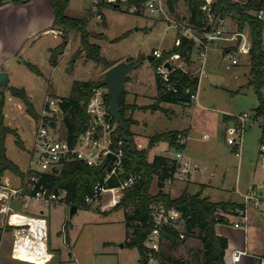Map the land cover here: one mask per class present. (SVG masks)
Masks as SVG:
<instances>
[{
	"label": "rangeland",
	"instance_id": "1",
	"mask_svg": "<svg viewBox=\"0 0 264 264\" xmlns=\"http://www.w3.org/2000/svg\"><path fill=\"white\" fill-rule=\"evenodd\" d=\"M166 1L168 3V0ZM234 1L246 2L247 0ZM97 10L98 7L92 4V0H70L67 14L77 18L89 16L87 30L92 34L90 40L100 45L102 57L110 64L114 65L131 58L134 61L141 58V64L129 73L125 88L126 104H140L139 108L135 110L129 108L126 112L127 116L136 120L131 124L130 131L138 147L148 148L149 139L155 133L184 130L188 132L186 152H190L195 157L202 155L207 157L204 162L202 160H194V162L205 166V171L200 172L199 175H202L203 179L209 176L211 182L200 183L189 176L186 182H174L170 195L178 197L183 192L193 194L200 191L203 197L210 195L212 197L209 198L210 200L231 197L242 199L244 197L237 193L238 189L244 192L253 182L258 185L262 183L264 158L261 153L262 130L259 124L253 123L252 117L247 120L241 158L233 153L222 133L224 113L231 114L226 115V119L244 112L252 116L259 103L253 86H247L251 68L249 56L238 54L239 63L228 69L225 52L232 48L233 42L216 40L209 49L207 75L201 78L194 104L163 102L164 109L141 107L154 104L158 94L154 64L148 59V55L155 49L163 52L172 49L178 35L174 23L184 24L188 21L190 14L188 2L178 0L175 10L169 11L167 16L157 15L145 6H142L139 12L130 11L124 4L121 8L104 7L101 15L96 14ZM221 23L228 34L232 33L228 32L229 29H235V31L238 29L236 21L231 16L225 17ZM58 31L61 33L60 30ZM245 33L249 35V29L246 28ZM74 35L70 36L68 46L70 53L65 59L59 60L56 66L44 54L43 49H38L33 52L42 74L28 68L25 64L27 58H23L11 72L9 87H24L37 111L41 112L48 96L49 98L69 96L72 93L74 80H102L105 71L109 68L104 63L86 60L83 55H78L80 37L77 38ZM49 38L54 41L53 43L61 40V37L53 39L50 36ZM75 55L78 58L74 61ZM72 64L74 70L70 73L68 69ZM173 64L197 71V66L193 63L186 65L181 60H176ZM9 87L3 89L8 92ZM262 91L264 94V87ZM6 94V123L16 128L19 133V136H8L7 153L24 170L28 168L31 160L30 150L34 140L36 121L18 98L9 93ZM228 126L229 124L225 127V135ZM206 134L208 137L204 138ZM19 139L22 140L23 146ZM177 151V148L169 147L166 142H159L148 148V158L152 160L156 154L175 156ZM211 162L215 163V176L210 175ZM11 174L15 173L11 172ZM157 191L158 187L154 182L151 192L154 194ZM110 195L105 193L102 201L93 203L91 208L79 207L73 216L70 215V208L62 203L44 207L45 215L50 218V231L55 245L61 247L57 257L47 264H141L139 250L125 244L127 239L125 209L112 210L114 206L110 205L105 207L107 212L102 211V205L108 202ZM37 205L38 203L33 201L29 209H36ZM27 209L21 210L28 213ZM256 213V209H251L254 217ZM225 216L228 220L234 218L231 214H225ZM64 221L69 222L70 245L68 247L62 243L61 225ZM261 227L262 230L251 228L249 234L262 245L264 244V224ZM11 246L12 238L6 233L3 236L1 249L2 263L9 258ZM200 247V241L195 236H189L174 248L168 249L164 246L163 249L175 257L189 260L191 264H202L198 257Z\"/></svg>",
	"mask_w": 264,
	"mask_h": 264
},
{
	"label": "trees",
	"instance_id": "2",
	"mask_svg": "<svg viewBox=\"0 0 264 264\" xmlns=\"http://www.w3.org/2000/svg\"><path fill=\"white\" fill-rule=\"evenodd\" d=\"M30 0H0V5L13 2L23 4ZM144 0H128L124 3L127 9L135 5V12H139ZM178 0H168L170 11H174ZM189 8L188 23L201 31L204 28H210L209 21L202 5L205 0H187ZM55 13V28L61 31L62 42L50 49L51 63L56 66L59 62V56L64 53L70 40L71 34L80 37V47L77 50L78 55H83L86 60H92L96 63H104L111 67L107 60L101 55L99 44L91 42L90 34L87 30L89 16L83 18L72 17L67 14L70 0H51ZM264 4V0H247L246 2H236L234 0H215L212 11L215 16L224 19L231 16L237 23L238 31L244 32L249 29L251 47L249 52L250 71L247 86H253L257 94L259 103L253 112V119L261 121L262 134L260 142L264 145V22L259 20L254 11ZM101 8L112 7L121 8L122 4L102 3ZM102 12H100V15ZM106 24V23H105ZM194 42L187 37H182L179 45H174L172 49L165 52L164 57L154 58L153 64L156 70L157 65L164 61V58L171 53H179L184 60L190 64L193 61ZM78 56L75 55L74 59ZM133 62L134 59H129ZM135 63L141 64V58L135 60ZM29 68L38 74H41L38 67L29 64ZM73 72V64L68 69ZM158 94L154 104L141 107L153 109H164L163 102H170L183 105H192L191 95L198 89L199 77L177 69L170 74L169 80H165L155 71ZM99 81H79L74 80L72 93L69 96H57L58 104L62 110L60 120V134L71 144L75 143L79 133L85 128L88 121L86 104L91 97L94 87ZM170 84V85H169ZM10 94L20 99L27 112L35 119L39 117L38 111L23 87H9ZM125 92H123L120 105L124 108L122 114L129 127L135 123L132 117L127 116L129 108L135 110L140 106L136 104L127 105L125 101ZM7 94L5 89L0 88V178L9 171L17 175H24V171L18 163L13 161L7 153L6 141L9 135L19 136L18 130L9 126L5 118V105ZM186 133V134H185ZM129 139L124 146L126 171L119 177H114L106 182L109 187L120 185L130 173L137 175V180L130 187L126 188L120 200L114 205L113 209H125L126 242L130 247H135L140 253V263L147 264L148 248L145 244L151 233L154 223L151 216L150 206L156 201H165L169 205L176 206L183 212L185 219V237L180 236L179 230L175 227H165L163 229V239L158 257L161 264H191L189 260L175 257L167 250L174 248L179 243L184 242L187 237L195 236L201 244L199 248V259L202 264H225L224 256L228 245V240L220 236L215 231L217 223H228L229 220L225 214H238L246 209V204L231 200L212 201L208 197H203L196 193L189 194L183 192L178 197H172L170 193L160 189L164 181L173 176L180 163L171 155L156 154L152 160L148 158V148L153 147L159 142H166L169 147L183 150L186 143L180 141L179 135L187 136L184 130H166L152 135L148 142V148H139L133 133L128 131ZM23 146L22 140H18ZM261 153L263 151L261 150ZM31 174L40 176V183L52 191H65V201L71 207L91 208L92 204L87 202L88 197L94 195V187L98 182L104 181L105 168H94L82 161L74 160L64 163L54 171L38 172L31 171ZM156 182L158 191L151 192V188ZM132 208L131 210L129 208ZM111 211V210H110ZM107 212V211H105ZM66 231H68L69 222H65ZM10 226H0V242L3 233L9 230Z\"/></svg>",
	"mask_w": 264,
	"mask_h": 264
},
{
	"label": "built area",
	"instance_id": "3",
	"mask_svg": "<svg viewBox=\"0 0 264 264\" xmlns=\"http://www.w3.org/2000/svg\"><path fill=\"white\" fill-rule=\"evenodd\" d=\"M128 0H92V4L100 8L102 3L124 4ZM215 0H205L202 9L207 15L210 28H204L199 31L193 25L188 23H174L178 31L174 45L181 43L182 37H187L194 42L193 61L197 71L187 70L183 66L173 64L176 60H181L184 64L188 63L179 53H171L164 58V61L157 65L156 72L165 80H169L170 74L177 69L198 76L201 81L202 76L207 75L206 64L209 49L216 40L233 42L231 49L225 52L226 67L230 69L233 65L239 63L238 54L249 55L251 41L245 31H235L226 33L222 27V20L215 16L212 11ZM142 6H145L151 12L157 15L167 16L169 10L166 0H144ZM133 5L130 11L136 10ZM255 16L264 22V4L254 11ZM154 58L164 57L165 52L155 49L152 52ZM169 62L171 67H166ZM200 84V82H199ZM170 85V84H169ZM199 87V86H198ZM198 89L191 95L192 102L197 99ZM110 98L106 86H95L93 93L86 104L88 121L85 128L79 133L75 143L71 144L60 134V120L62 110L58 104L57 98H46L44 106L35 119L36 130L32 143L31 160L27 169H24V175H15V183L9 178H0V214H4L5 220L1 227L10 226L8 231L13 235L12 257L23 261H29L37 264L46 263L51 260L52 253L49 252V223L45 216H30L26 213L16 210L12 206L14 200L22 199L25 207L29 201L34 199L43 202L46 205L65 204V191H52L40 183V176L31 174V171L47 172L54 171L69 161H82L94 168H105L106 174L103 183L98 182L94 187V195L87 198L90 204L100 203L105 193H110L109 200L102 207L115 205L123 195L126 188L133 185L137 180V175L130 173L120 185L109 187L106 182L114 177H119L126 171L124 146L126 139L117 138L121 130L118 121L109 111ZM251 114L244 112L234 115L227 127L225 139L233 148L237 156H241L243 149V134L245 125ZM51 120L56 121V126L51 125ZM208 135H204L207 138ZM180 141L184 142L186 136L179 135ZM262 157L264 158V145H262ZM112 154L113 158H109ZM179 161L180 166L173 176L167 178L160 188L164 192H170L174 182L186 181L194 171L204 168L185 160L183 150H178L173 156ZM246 202L259 204L260 199L255 195V188L251 187L245 194ZM151 216L154 227L149 234L145 244L148 248L147 264H161L158 252L161 249L163 239V229L165 227H175L179 230L180 236L185 237V219L183 212L176 206L169 205L165 201H156L150 206ZM245 210L240 214L245 216ZM64 241H67V231L65 223L62 225ZM241 253L234 254V260H239ZM1 264V262H0Z\"/></svg>",
	"mask_w": 264,
	"mask_h": 264
},
{
	"label": "crops",
	"instance_id": "4",
	"mask_svg": "<svg viewBox=\"0 0 264 264\" xmlns=\"http://www.w3.org/2000/svg\"><path fill=\"white\" fill-rule=\"evenodd\" d=\"M54 20H55V13L52 7L51 0H30L23 4L7 2V3L0 5V72L1 71L8 72L9 85H10L11 72L13 71V69H15V67H17V65L20 63V61L23 58H27V61L25 62V64H27L28 68H29V64H32L33 66L38 67L37 65L38 60L35 59L33 50L43 49L45 51L44 54H46V56L50 58L51 56L50 49L57 46L58 44L62 42L61 33H59L58 29L55 28ZM234 31L235 29H231V30L229 29L228 32H234ZM50 36L53 37V39H59V37H61L60 38L61 40L60 42L58 41L57 43H53L54 41L51 38H49ZM74 37L78 38L77 35H74ZM68 46H69V42L65 48L64 53L59 56V60H63V58L65 59V57L70 53V48ZM149 56L152 57L151 60L154 59L152 53L148 55V59H149ZM75 60L76 59H74V61ZM38 69L40 70L39 67ZM6 93L10 94V91ZM20 102L22 101L20 100ZM134 104H137L138 106H140V104L138 103H134ZM4 113H5V109H4ZM38 113H40V111H38ZM226 115H231V114L224 113V116H223L222 133H223L224 138H225V127L227 124H230L232 120V117H229L226 119L225 118ZM253 123H258L259 127H261V130H262L261 121H256L253 119ZM189 132H190V129H189ZM187 136H188V132H187ZM187 145H188V138L186 140V147L184 149V153H185L184 159L189 160L192 163L197 164L198 166H201L204 168L203 170L192 172L190 177H194L195 180L197 179V181L200 183H203V182L205 183L206 181L211 182V178L209 176L208 177L206 176V178L203 179L202 175H199L200 172L205 171V166L194 162V160H198V161L202 160L204 162L205 158L207 157L205 155H202L201 157H198V156L195 157L190 152L187 153L186 152ZM230 148L233 151V148L231 146ZM233 153L236 155L234 151ZM241 156H238V157L241 158ZM209 167L212 169V170L210 169L211 170L210 175L215 176L216 175V170L214 169L215 163L211 162ZM15 177H16L15 174H11V172L9 171H7L4 174V178H9L14 183H15ZM251 187L255 188V195L258 196V198L260 199L259 204H255L254 202H249L250 203L249 204L245 200V194L250 190ZM237 193L242 194L244 198L236 199V198L231 197L230 199H219L220 201L231 200L234 202L246 204L245 216L239 213L231 214L233 215L234 218H229L228 223H217L215 225L216 233L220 236L226 237L228 240V245L225 250L224 262L225 264H264V244L261 245V243H257L256 240H254V238H252L249 234L251 228H260V230H262L261 226L262 224H264V177H263L262 183H260L259 185L256 182H253L246 189V191L242 192L240 189H238ZM207 197L210 199L212 198L210 195H208ZM219 200L214 199L212 201H219ZM22 201H23L22 199L14 200L12 202V206L16 210L21 211V212H22L21 209L28 208L27 209L28 213L26 214L30 216L43 215L47 218L48 223H49V252L53 254L50 261H52L54 258L57 257L59 253L58 251L61 250L60 246L55 245L54 238L50 231V218L49 216L45 215V211H44L45 206L50 207L52 205H46L43 202L32 199L29 201L28 206L25 207ZM33 201L37 202L38 205L36 209H33V208L29 209L31 205L33 204ZM251 209L257 210V213H256L257 215L255 217L253 214H251ZM105 210H106L105 208H102V211H105ZM4 220H5V216L2 213L0 214V226L3 224ZM65 222L66 221H64L63 223ZM260 222H262L261 225H256V224H259ZM62 225H61V232H62ZM6 233L10 234L12 238V244H13V235L11 231H8V230L4 231L3 236ZM59 233L60 231L58 232V234ZM2 243H3V237H2V241L0 242V262L1 264H28V263L37 264V263L29 262V261L14 259L11 254L12 246H11V251L9 253V258L6 259V261L4 260V263H2L3 262L2 257H1ZM62 243L67 247L70 245V238H69L68 231H67V241L66 240L64 241V238H63ZM238 252L241 253L240 258L239 260H234V254ZM70 256H71V253H70ZM48 262L42 263V264H47Z\"/></svg>",
	"mask_w": 264,
	"mask_h": 264
},
{
	"label": "water",
	"instance_id": "5",
	"mask_svg": "<svg viewBox=\"0 0 264 264\" xmlns=\"http://www.w3.org/2000/svg\"><path fill=\"white\" fill-rule=\"evenodd\" d=\"M102 8H98L96 14L100 15ZM151 60L152 57L149 56ZM26 62V61H25ZM166 67L170 68L171 65L167 62ZM139 66L138 63L130 62L127 60L120 61L111 67H109L105 73L104 78L95 86H106L108 89V94L110 98L109 111L111 115L118 121L120 131L117 134V138L122 137L123 139H129L128 131L130 129L126 119L124 118L122 112L124 108L120 105L121 97L126 88V82L128 80L129 73ZM9 86V74L6 71L0 72V88H7ZM51 125L56 126V121L51 120ZM109 158H113L110 154ZM200 195V192H197ZM78 210L77 205H72L70 207V215L73 216Z\"/></svg>",
	"mask_w": 264,
	"mask_h": 264
}]
</instances>
